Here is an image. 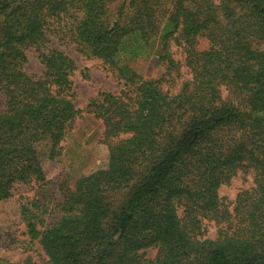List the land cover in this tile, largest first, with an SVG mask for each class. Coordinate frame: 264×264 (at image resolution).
<instances>
[{"label":"trees","instance_id":"obj_1","mask_svg":"<svg viewBox=\"0 0 264 264\" xmlns=\"http://www.w3.org/2000/svg\"><path fill=\"white\" fill-rule=\"evenodd\" d=\"M53 37L123 84L87 106L107 165L63 180L61 199L48 167L84 110ZM152 54L160 78L122 62ZM0 94V201L36 186L15 245L38 254L0 264H264V0H0ZM240 173L254 185L230 202L221 188Z\"/></svg>","mask_w":264,"mask_h":264},{"label":"rangeland","instance_id":"obj_2","mask_svg":"<svg viewBox=\"0 0 264 264\" xmlns=\"http://www.w3.org/2000/svg\"><path fill=\"white\" fill-rule=\"evenodd\" d=\"M208 46V39L202 38L199 47L204 49ZM54 47L66 51L76 60L78 68L73 76L76 92L75 102L78 108L84 110L63 141L64 148L61 156L56 163L50 164L48 167L50 177L54 181L52 192L61 199L60 184L63 180L69 179V182H73L79 176L89 174L107 165L108 147L101 141L104 124L101 119L89 112L87 106L90 99L97 96L101 90L118 93L123 88V84L102 60L85 57L78 52L73 43H67L53 37L48 48ZM48 48L46 50H49ZM178 57L183 59L181 53H178ZM28 58L25 70L29 74L42 75L44 65L39 58V53L35 49H29ZM122 62L129 64L140 75L148 79L160 78L166 71V66L158 62L154 54L136 59L123 56ZM178 87L179 85L174 90H177ZM0 101L4 108V97L1 94ZM253 185L254 177L252 174L240 173L233 178L231 183L222 186L221 194L232 202L243 188H249ZM35 189L36 186L33 185H21L13 197L0 201V258L2 259L18 260L27 255L38 258L37 252H25L19 248L18 243L15 245V240L20 242L28 237L26 234L27 226L22 220L20 197L33 198ZM207 231L208 235L216 237L218 227L214 223H210ZM156 253V249H150L147 255L154 257Z\"/></svg>","mask_w":264,"mask_h":264}]
</instances>
